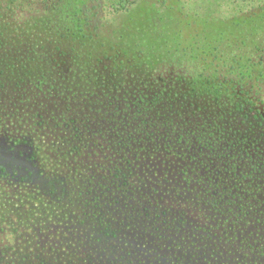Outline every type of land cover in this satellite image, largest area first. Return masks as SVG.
Listing matches in <instances>:
<instances>
[{"label":"trees","instance_id":"obj_1","mask_svg":"<svg viewBox=\"0 0 264 264\" xmlns=\"http://www.w3.org/2000/svg\"><path fill=\"white\" fill-rule=\"evenodd\" d=\"M41 1L61 8L62 0ZM137 1L107 0L117 12ZM63 12L60 37L82 43L62 70L45 44L9 39V23L0 19V110L16 118L12 133L33 148L30 159L67 167L61 195H32L52 203L63 232L18 253L38 255L36 264H210L237 241L246 246L241 234L250 238L249 223L264 238V111L252 94L264 74L234 72V58L225 71L191 73L188 60L122 80L126 67L110 79L86 77L89 69L116 66L90 51L81 57L93 48L82 39L92 37ZM35 59L47 66L31 69ZM39 97L52 98V110ZM17 105L26 106L24 115L12 111ZM150 245L157 263H145Z\"/></svg>","mask_w":264,"mask_h":264},{"label":"rangeland","instance_id":"obj_2","mask_svg":"<svg viewBox=\"0 0 264 264\" xmlns=\"http://www.w3.org/2000/svg\"><path fill=\"white\" fill-rule=\"evenodd\" d=\"M53 6L41 0H0V19L9 23L11 35L6 34L9 39L45 44L50 51L51 64L60 70L71 64L72 47L82 43L60 37L65 30V20L61 19L64 10L67 17L80 20L84 32L92 37L82 39L93 48L83 46L85 50H80L81 57L90 51L93 60L104 58L105 63L116 66L89 69L86 77L94 73L97 79L100 76L106 80L113 77L112 70L116 72L115 69L126 67L122 80L125 76L143 74L140 73L143 69L158 73L161 71L156 68L166 67L173 61L188 60L192 61L186 69L189 68L191 73L213 72L214 68L225 71L223 64L230 66L234 58L240 62L234 72L264 74V0H138L129 10L120 12L111 10L107 0H62L59 10H53ZM60 51L65 53L64 56L59 55ZM36 63L37 67L47 66L45 60L35 59L31 69ZM23 78L29 81V77ZM8 86L11 90L15 88L12 82ZM252 94L257 106L264 111V80L254 83ZM38 100L52 110V98L39 97ZM20 106H15L12 111L17 109L24 115L26 106ZM4 113L0 110V264H36L35 261L40 262L38 255L31 258L20 254L36 251L39 242L42 246L49 245L63 231L54 220L52 203L47 200L48 204L44 206L40 198L32 195L41 193L50 198L61 195L62 186L66 185L63 171L67 167L56 160L54 163L49 157L45 163L37 156L30 159L33 148H28L25 139L18 140L13 134L17 120ZM48 131L53 137V131ZM44 140L47 139L41 138L40 144ZM48 151L42 149L40 152L48 154ZM24 176L29 182L21 180ZM52 184L55 187H51ZM249 224L246 229L251 230L247 233L250 238L241 234L245 247L237 241L231 248L221 250L210 262L264 264V238H260L257 226ZM262 233L264 235V231ZM248 241L253 248L248 247ZM150 247L145 251V263H157L153 253L148 252Z\"/></svg>","mask_w":264,"mask_h":264}]
</instances>
